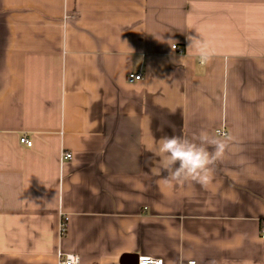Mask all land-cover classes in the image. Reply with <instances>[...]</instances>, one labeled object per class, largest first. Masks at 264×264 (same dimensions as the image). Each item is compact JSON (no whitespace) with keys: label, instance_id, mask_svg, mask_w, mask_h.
I'll return each mask as SVG.
<instances>
[{"label":"crops","instance_id":"1","mask_svg":"<svg viewBox=\"0 0 264 264\" xmlns=\"http://www.w3.org/2000/svg\"><path fill=\"white\" fill-rule=\"evenodd\" d=\"M201 129L233 151L169 186L147 149ZM263 233L264 0H0V264H264Z\"/></svg>","mask_w":264,"mask_h":264},{"label":"clouds","instance_id":"2","mask_svg":"<svg viewBox=\"0 0 264 264\" xmlns=\"http://www.w3.org/2000/svg\"><path fill=\"white\" fill-rule=\"evenodd\" d=\"M188 40V49L199 57L201 63L210 62L214 53L206 41L196 36H189ZM232 145L233 137L224 135L221 138L205 129L192 138L165 135L147 149L152 155L146 163H150L151 171L169 186L194 182L207 187L213 179L214 166L233 151ZM237 163L243 165L245 159L241 157ZM210 264L215 262L210 261Z\"/></svg>","mask_w":264,"mask_h":264},{"label":"built area","instance_id":"3","mask_svg":"<svg viewBox=\"0 0 264 264\" xmlns=\"http://www.w3.org/2000/svg\"><path fill=\"white\" fill-rule=\"evenodd\" d=\"M176 47V45L174 46ZM142 79L141 74H130L128 76L129 81H135ZM219 134L224 136L227 135V131L220 129ZM21 143L26 144L27 146H32L33 141L29 139L26 136L21 137ZM66 158H71L72 153H65ZM67 227V218L64 216L61 220L60 229L61 234H64ZM264 237V233L262 235ZM59 263L60 264H79L80 263V257L77 254L74 253H59ZM137 264H166L163 258L160 257H153L149 255H140L138 256ZM184 264H200L199 261L196 259H189Z\"/></svg>","mask_w":264,"mask_h":264},{"label":"water","instance_id":"4","mask_svg":"<svg viewBox=\"0 0 264 264\" xmlns=\"http://www.w3.org/2000/svg\"><path fill=\"white\" fill-rule=\"evenodd\" d=\"M138 260V259H137ZM137 264V263H136Z\"/></svg>","mask_w":264,"mask_h":264}]
</instances>
